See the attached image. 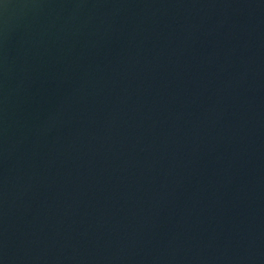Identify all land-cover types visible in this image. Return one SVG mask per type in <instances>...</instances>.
Returning <instances> with one entry per match:
<instances>
[{
    "label": "water",
    "instance_id": "water-1",
    "mask_svg": "<svg viewBox=\"0 0 264 264\" xmlns=\"http://www.w3.org/2000/svg\"><path fill=\"white\" fill-rule=\"evenodd\" d=\"M0 264H264V0H0Z\"/></svg>",
    "mask_w": 264,
    "mask_h": 264
}]
</instances>
